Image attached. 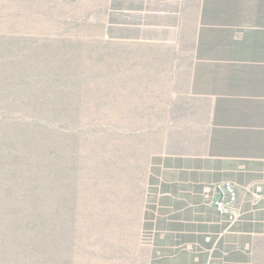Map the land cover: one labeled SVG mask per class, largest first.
<instances>
[{"label":"rangeland","instance_id":"obj_1","mask_svg":"<svg viewBox=\"0 0 264 264\" xmlns=\"http://www.w3.org/2000/svg\"><path fill=\"white\" fill-rule=\"evenodd\" d=\"M107 8L0 0V264L170 259L161 187L188 195L167 170L192 168L205 116L170 51L106 37Z\"/></svg>","mask_w":264,"mask_h":264},{"label":"crops","instance_id":"obj_2","mask_svg":"<svg viewBox=\"0 0 264 264\" xmlns=\"http://www.w3.org/2000/svg\"><path fill=\"white\" fill-rule=\"evenodd\" d=\"M104 32L170 51L164 65L179 67L205 116L192 168L167 170L188 176V195L177 198L168 176L161 187L167 264H264V0H108ZM226 181L239 186L243 211L232 227L214 207Z\"/></svg>","mask_w":264,"mask_h":264},{"label":"built area","instance_id":"obj_3","mask_svg":"<svg viewBox=\"0 0 264 264\" xmlns=\"http://www.w3.org/2000/svg\"><path fill=\"white\" fill-rule=\"evenodd\" d=\"M217 198L214 201L216 210L227 219L229 227L239 222L243 216L241 204L239 203V186L234 182L226 181L214 186ZM263 194V187L257 186L254 195L257 199ZM210 241V238H207Z\"/></svg>","mask_w":264,"mask_h":264}]
</instances>
